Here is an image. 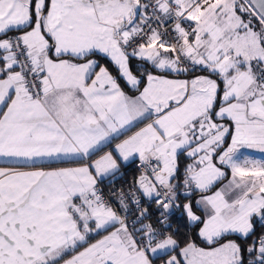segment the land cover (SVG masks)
<instances>
[{
    "label": "snow or ice",
    "instance_id": "obj_1",
    "mask_svg": "<svg viewBox=\"0 0 264 264\" xmlns=\"http://www.w3.org/2000/svg\"><path fill=\"white\" fill-rule=\"evenodd\" d=\"M242 149L264 152V0H0V264H264Z\"/></svg>",
    "mask_w": 264,
    "mask_h": 264
},
{
    "label": "crops",
    "instance_id": "obj_2",
    "mask_svg": "<svg viewBox=\"0 0 264 264\" xmlns=\"http://www.w3.org/2000/svg\"><path fill=\"white\" fill-rule=\"evenodd\" d=\"M132 61H135V63H138L135 59H133ZM100 63L107 65L109 67L110 71H112L113 75H117L115 67L112 65H108L106 60H100ZM136 66H133V70H134V68H136ZM197 74H200V73H197ZM181 78H187V77L181 76ZM121 84H123V81H121ZM142 126L143 125H138L136 128H133L132 131L134 132V131L138 130L139 127H142ZM130 134H131V132L126 133V135H130ZM123 138H124L123 136L120 137V139H123ZM228 141L230 142V137L228 138ZM117 142H119V141L114 140L113 144H115ZM241 152L245 156H249V157L254 158V159H258V160L264 159V152H261V151L256 150V149H242ZM6 166H8V165L5 164L2 159H0V167H6ZM52 166L53 167H68V166H75V165H73L72 163L69 162V163H54ZM223 183H227V181L225 180V181H223ZM221 186H222L221 184H216V186L212 189V191L219 189ZM199 195H200L199 193L196 194L194 199H198ZM197 231H198V227H196V232ZM258 231L260 232L261 230L258 228ZM257 234H259V233H257ZM99 238L100 237H98V236L94 237V239H99ZM252 238L255 239V236ZM198 244H201V246H204L201 241ZM158 264H160V262Z\"/></svg>",
    "mask_w": 264,
    "mask_h": 264
},
{
    "label": "trees",
    "instance_id": "obj_3",
    "mask_svg": "<svg viewBox=\"0 0 264 264\" xmlns=\"http://www.w3.org/2000/svg\"><path fill=\"white\" fill-rule=\"evenodd\" d=\"M136 65H137V63H135V61H132V66H136ZM146 67L149 70H151V66L150 65H146ZM135 70H136V68H134V71ZM190 162L191 161L189 159H186L184 156L180 157V170H181V173L183 172V169H184L185 165L190 163ZM196 194H198V193H195L194 197H195ZM194 197H193V199H194ZM177 226H179L181 228V232L182 233H188L189 236H191L192 238H196V235H195L196 234V226L185 227L184 223L182 221H179V220H176L175 218H173L172 227L176 228ZM257 233H259L258 229H257ZM196 240H197V243H200V240L198 238H196ZM158 263H159V261L156 262V264H158Z\"/></svg>",
    "mask_w": 264,
    "mask_h": 264
},
{
    "label": "built area",
    "instance_id": "obj_4",
    "mask_svg": "<svg viewBox=\"0 0 264 264\" xmlns=\"http://www.w3.org/2000/svg\"><path fill=\"white\" fill-rule=\"evenodd\" d=\"M121 172L124 173V178L123 180L117 181L116 186L119 187L123 185L126 187L127 184L131 182L133 177L139 175V168L136 166H129L127 169L122 167ZM101 187L103 188L105 195H107L111 191L112 186L106 181L104 184L101 185Z\"/></svg>",
    "mask_w": 264,
    "mask_h": 264
}]
</instances>
